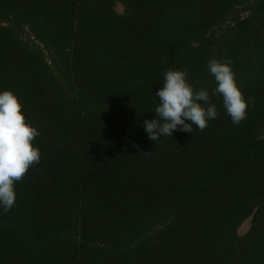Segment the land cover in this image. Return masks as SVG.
I'll list each match as a JSON object with an SVG mask.
<instances>
[{
    "label": "trees",
    "instance_id": "obj_1",
    "mask_svg": "<svg viewBox=\"0 0 264 264\" xmlns=\"http://www.w3.org/2000/svg\"><path fill=\"white\" fill-rule=\"evenodd\" d=\"M212 59L248 103L238 125ZM168 70L218 116L155 143ZM6 90L40 161L0 205V264H264V0H0Z\"/></svg>",
    "mask_w": 264,
    "mask_h": 264
},
{
    "label": "clouds",
    "instance_id": "obj_2",
    "mask_svg": "<svg viewBox=\"0 0 264 264\" xmlns=\"http://www.w3.org/2000/svg\"><path fill=\"white\" fill-rule=\"evenodd\" d=\"M230 64V60L212 59L207 67L217 85L213 95L222 96L227 115L238 125L246 119L248 103L237 86ZM155 95L159 99L155 118L145 120L143 125L148 139L155 143L160 142L161 137H172L174 131L191 134L193 125L203 131L208 121L218 116L216 106L210 103L209 92L194 91L187 81L186 70L165 72L163 87ZM202 102L208 106H202ZM22 107L11 91L0 92V205L5 212L15 204L16 182L40 161V150L32 143L40 133L27 123Z\"/></svg>",
    "mask_w": 264,
    "mask_h": 264
},
{
    "label": "rangeland",
    "instance_id": "obj_3",
    "mask_svg": "<svg viewBox=\"0 0 264 264\" xmlns=\"http://www.w3.org/2000/svg\"><path fill=\"white\" fill-rule=\"evenodd\" d=\"M118 11H121V8H118ZM248 222H246L245 224H243L240 228H239V231L238 233L239 234H243L245 233L247 230H248Z\"/></svg>",
    "mask_w": 264,
    "mask_h": 264
}]
</instances>
